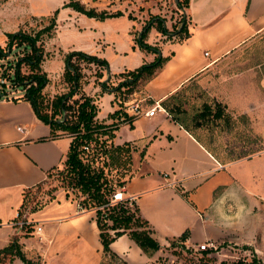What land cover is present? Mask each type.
Segmentation results:
<instances>
[{"label": "crops", "instance_id": "1", "mask_svg": "<svg viewBox=\"0 0 264 264\" xmlns=\"http://www.w3.org/2000/svg\"><path fill=\"white\" fill-rule=\"evenodd\" d=\"M65 1L0 0V42L5 40L4 32L16 30L6 29L8 18L13 22L26 15L46 18L57 9L48 43L62 52L82 49L103 56L107 68L102 78L119 79L117 71L133 68L155 55L134 41L146 12L163 17L167 28L173 20L168 9L159 13V5L170 0H79L95 10L121 11L103 18L64 6ZM9 6L14 7L10 15H2L3 8ZM176 8L182 10L189 34L177 40L175 33L168 35L150 26L144 39L157 44L161 54H169L151 76L122 99L113 91L102 90L93 78L83 83L86 92L95 93L96 117L110 120L106 113L117 102L128 113L134 104L142 110L161 105V98L192 78L211 91L216 84L212 71L218 59L247 36L264 29V0H188L186 7ZM5 95H0V246L16 235L24 254L32 259L38 256L39 264H99L108 255L102 250L93 213L78 208L64 193L31 211L34 216L25 215L33 220L44 219L40 238L23 234V226L11 222L23 190L42 181L49 169L62 163L69 136L49 135L47 123L35 115L26 99ZM112 140H127L132 145L130 175L121 186L122 194L132 195L131 201L147 219L159 243L146 253L122 232L109 242L120 259L129 264H162L160 258L166 260L171 254L164 251L170 239L185 228L188 231L184 239L175 241L189 248L201 241L249 243L248 205L255 198L234 177L232 162L220 161L164 108L134 115L131 125L120 120ZM229 206L234 213L229 212ZM26 227L33 231L32 225ZM1 264L30 263L14 255Z\"/></svg>", "mask_w": 264, "mask_h": 264}, {"label": "trees", "instance_id": "2", "mask_svg": "<svg viewBox=\"0 0 264 264\" xmlns=\"http://www.w3.org/2000/svg\"><path fill=\"white\" fill-rule=\"evenodd\" d=\"M187 4L188 0H176L175 2L178 8L186 7ZM63 5L96 18L121 13L120 10L113 12L95 10L93 7H86L79 0H66ZM56 11L57 9H54L52 15L46 17L48 18L47 23L42 24L34 32H27L20 28L4 32L5 43L4 45L0 44V57L9 55L12 48H18L20 52L14 57L6 59L10 70L3 75L11 82L23 86L21 96L29 102L35 115L47 123L49 135H60L61 132H65L69 136L63 163L71 178V185L83 195L80 199L82 206H95L93 218L104 253L109 257L119 258L109 247V242L122 232H126L144 252L151 253L159 246V243L152 235V228L147 219L138 212L136 204L132 201L129 204L126 200L109 201L111 193L121 186L130 175V150L132 148L131 143L127 140L120 143L113 142L114 130L122 119L131 125L134 114L126 112L121 107V103L117 102V105L106 113L111 118L109 121L96 117L98 110L96 97L86 93L82 88L89 76L83 68L93 70L91 72L94 75L93 80L99 84L102 90L113 91L115 94L117 90L120 91V87H123L127 94L134 88L137 81L151 76L169 55L161 54L157 44H151L144 39L150 26L154 25L159 31L166 34L175 33L176 39L180 40L189 34L186 18L181 13L178 25L168 29L164 25L163 17L151 14L134 35V41L140 47L154 51L155 55L151 60L142 61L133 68L117 71L115 74L120 75V78L115 83H109L108 78H99L103 74V69L107 68V60L103 56L82 49H68L62 56V77L66 82V89L54 92L47 97L42 91L48 76L41 65V60L45 55L41 34L48 36L52 32ZM127 15L132 16L130 13ZM22 65H25L26 68L23 69ZM1 84L0 90L6 94L3 81ZM171 94L172 92L161 98L160 104L174 120L192 132L185 118L175 113V107L168 104L167 98ZM122 97L124 95L119 98L122 99ZM120 99L119 101H121ZM212 102L213 104L203 102L201 108L196 111L194 118L197 124L200 123L201 116L206 114H211L214 117L227 115L223 108L224 103L216 99H213ZM194 136L196 135L194 134ZM196 138L199 139L197 136ZM99 157H101V162L95 164L94 161ZM119 163L122 164L123 170L120 172L119 178L113 182L106 175L104 166ZM187 231V228L183 229L169 242L176 243L175 240H183ZM20 247L17 236L12 235L5 244L0 246V264L10 260L14 255L27 263L39 264L38 258L27 257ZM103 261L101 260L99 264H103ZM123 262L129 264L124 260ZM236 262H241V260L238 259Z\"/></svg>", "mask_w": 264, "mask_h": 264}, {"label": "rangeland", "instance_id": "3", "mask_svg": "<svg viewBox=\"0 0 264 264\" xmlns=\"http://www.w3.org/2000/svg\"><path fill=\"white\" fill-rule=\"evenodd\" d=\"M172 3L173 1L170 0L159 5L162 7L159 13H164L167 9L171 11L173 20L168 29L178 25L182 13V10L174 7ZM13 9L14 7L3 8L2 11L5 14L2 15H10L9 13ZM146 13V17L143 18L144 22L151 14H154L150 11ZM8 20L6 29L20 28L27 32H34L42 24L47 23L48 18L26 15L24 19L17 22H13L9 18ZM41 38L45 50L41 65L48 76L42 91L45 96L49 97L54 92L66 89V82L62 77V56L65 51L62 52L54 44L48 43L45 34H41ZM4 43L5 40L0 42L1 45ZM18 52H20L18 48H12L9 55L0 57V89L1 81H3L6 98L20 97L23 94V86L11 82L3 75L10 70L6 59L14 57ZM22 68L24 69L26 66L22 65ZM83 70L89 75V80L94 78L91 73L92 69L84 67ZM212 73L215 76L216 84L212 85L211 91L199 85L192 78L171 91L172 94L167 98V102L175 107V113L185 118L190 130L212 150L220 161L232 162L230 169L233 171L234 177L240 184L244 183L245 188H241H244L249 196L255 198L254 202L248 205L247 216L249 232L252 237H250L249 243L223 240L215 243V247L210 246L201 250L189 248V246L181 245L178 242H169L164 251L171 252V254L169 253L168 258L166 256V260L160 258V263L166 264V261H169L179 264H264V197H256L259 194L264 195V29L252 33L230 48L218 59V64ZM117 80L116 77L108 78L109 83H115ZM139 82H136L135 88ZM91 95L95 96V93ZM122 95L126 96L127 94L124 92V88L120 87V91L117 90L115 96L121 97ZM213 99L224 103L223 108L227 115L214 117L211 114H206L205 117L201 116L200 123L197 124L194 114L201 108L203 102L213 104ZM61 134H65V132H61ZM100 162L101 157L94 161L95 164ZM104 170L111 181L115 182L119 178L123 166L120 163L109 164L104 166ZM70 180L62 159L61 164L48 170L42 181L23 190L19 213L34 216L31 211L40 208L56 194L62 195L63 193L74 200L78 208H84L93 213L95 206H82L80 199L83 195L71 185ZM228 210L230 213H234L232 207L229 206ZM43 220L42 218L37 219V222L42 223ZM22 230L23 234L29 236L35 235L36 238L42 236V234H36L29 230V227L26 226H23ZM34 256L39 259L38 256ZM238 259L241 262L237 263ZM103 264H124V262L117 257L108 256Z\"/></svg>", "mask_w": 264, "mask_h": 264}, {"label": "built area", "instance_id": "4", "mask_svg": "<svg viewBox=\"0 0 264 264\" xmlns=\"http://www.w3.org/2000/svg\"><path fill=\"white\" fill-rule=\"evenodd\" d=\"M206 52L207 51L204 50V53H206ZM155 107L163 108L162 105H156V106L153 105V106H148L147 108L142 110L139 108V106L137 104H134L131 108V113L134 115L139 114V113L149 114V113H152V111L154 110ZM166 183H170V180H167ZM121 186H118L111 193L109 201L112 202V201H116V200H126L130 204L132 195L131 194H126V195L122 194ZM18 209H19V206L17 207V209L14 213V217H13L11 222H13L14 224H17L19 226H31L32 225L33 231L35 233H39L40 229H41V223L37 222V220H33V219L25 216L23 213L20 214ZM210 246L215 247V244L211 241H201V242H198L197 245L194 246L193 248L203 249V248L210 247Z\"/></svg>", "mask_w": 264, "mask_h": 264}, {"label": "water", "instance_id": "5", "mask_svg": "<svg viewBox=\"0 0 264 264\" xmlns=\"http://www.w3.org/2000/svg\"><path fill=\"white\" fill-rule=\"evenodd\" d=\"M174 2H176V0H174ZM2 93H3V92H2V91H0V95H2Z\"/></svg>", "mask_w": 264, "mask_h": 264}]
</instances>
